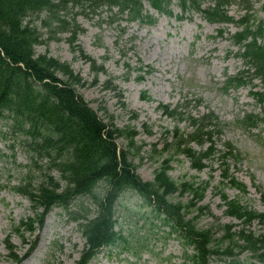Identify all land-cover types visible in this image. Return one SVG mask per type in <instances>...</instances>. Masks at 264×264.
I'll return each mask as SVG.
<instances>
[{
  "label": "rangeland",
  "instance_id": "rangeland-1",
  "mask_svg": "<svg viewBox=\"0 0 264 264\" xmlns=\"http://www.w3.org/2000/svg\"><path fill=\"white\" fill-rule=\"evenodd\" d=\"M209 4L211 2L206 0L202 6ZM89 6L86 4L84 10L77 6L69 9L68 16L74 14L82 28L75 41H69V32H60L57 39H49L37 45L35 50L36 53L46 52L69 63L86 82L78 87V92L101 118L109 121V114H112V121L117 126L125 129L134 127L138 131L134 139L141 149L131 158L138 163L140 177L143 180L153 179L160 161L156 160L158 155L152 148L155 144L157 148H162L166 136L167 141L172 142L175 124L184 136L191 131L187 119L176 121L166 116L162 112L163 104L179 106L183 117H199L212 111L221 123V131L214 132L216 153L209 161L210 167L196 171L189 160L180 154V160L171 163L169 174L174 179L192 176L198 182L210 181L204 198L199 202L205 206L197 223L202 228L229 223L235 225L236 229L241 226L240 219L226 213L220 191L262 212L264 124L249 129L240 125L238 120L245 112H261L262 106L252 91H264V88L259 78L237 89L225 91L223 87L227 76L245 71L250 65L241 58L238 46L232 43V34L239 27L234 23L207 21L196 11L182 13L177 0H172V15L158 13L144 1L143 13L151 14L156 19L153 23L129 20L127 13H118L116 6L108 8L104 5L96 11ZM228 9L234 19L244 12L235 2L229 4ZM252 14L254 18L264 20V0H254ZM44 16L45 13L40 14V18ZM35 23L40 26L38 19ZM221 28L223 32L219 34ZM40 30L43 37L50 33L44 26ZM89 58L94 59L96 65H102L103 69L93 70ZM59 76L66 78L61 73ZM95 77L97 82L93 84ZM143 92L149 99L142 97ZM134 113L137 115L133 116ZM27 141L24 135L11 132L8 120L0 119V264H76L85 238L78 221L71 219V215L84 214V211H80L81 204L95 212L96 205L90 197H76L69 211L54 207L34 234L25 232V241L18 231L13 230L21 218L32 215L30 200L16 192L14 187L21 179L28 177H32L33 184L37 185L48 165L47 159L37 161L43 169L31 161ZM228 142L235 149L222 157ZM117 144L125 149L127 140L119 137ZM207 145L206 142L202 146ZM193 147L200 148L195 143ZM224 160L228 162L229 172L246 185L247 193H241L223 182ZM52 175L59 176L57 169H53ZM103 189V183H100L97 191L102 193ZM188 198L186 195L173 196V200L186 201ZM115 208L116 228L129 233L132 244L139 240L143 248L141 254L135 257L117 247H103V251L90 264H176L181 261L183 251L177 237H165L167 233L162 232L151 236L148 233V229H151L149 223L153 220L150 225L156 228L161 220L152 218L154 213L147 207L141 194L133 189L123 191ZM160 228L168 230L166 225ZM248 229L256 235H264V227L258 220H254ZM9 232L19 255L27 252L30 239L38 235L36 247L20 263L11 259L5 245V236ZM188 252H192V249L188 248ZM238 260L233 263L228 258L213 257L209 264H263L248 251L241 253Z\"/></svg>",
  "mask_w": 264,
  "mask_h": 264
},
{
  "label": "trees",
  "instance_id": "trees-1",
  "mask_svg": "<svg viewBox=\"0 0 264 264\" xmlns=\"http://www.w3.org/2000/svg\"><path fill=\"white\" fill-rule=\"evenodd\" d=\"M144 1L158 13L173 14L172 0H0V119L9 121L11 132L28 139L30 159L36 166L43 169L37 161H48L37 185L33 184L32 177H28L14 187L16 192L30 200L32 215L21 218L13 230L18 231L25 241V232L32 235L40 228L53 206L69 211L76 197L88 196L96 205L95 212L81 204L80 211L84 214L71 215L78 221L85 238V246L76 264H89L103 247H117L139 257L143 249L139 240L132 244L129 233L116 228L117 200L123 191L133 189L145 199L147 207L154 213L152 218L161 220L156 228L150 225L153 220L149 223V228L153 229H148L150 236L167 233L165 237L174 235L181 243L183 253L181 261L176 264H209L213 257L230 258L236 263L244 251L264 264V235H256L248 229L254 219L264 226V211L258 212L241 204L238 198H229L225 191H220L226 213L240 219L241 226L236 229L229 223L202 228L197 223L205 206L199 202L209 180L198 182L192 176L174 179L169 174L171 163L180 160L179 154H183L197 171L210 166L207 161H211L216 153L214 132L221 131V123L212 111L199 117H183L179 106L163 104L162 112L166 116L176 121L187 119L191 131L184 136L175 124L172 142H168L166 136L162 148L154 145L152 151L157 153L156 160L159 159L160 163L154 170L153 179L143 180L137 172L138 163L131 158L141 149L134 139L138 131L134 127L117 126L112 121V114H109V121L101 118L78 92V87L86 82L69 63L46 52L36 53L37 45L57 39L60 32H69L70 42L76 40L82 28L74 14L68 16L69 9L77 6L84 10L86 4L91 5L92 11L103 5L108 8L116 6L118 13H127L129 20L153 23L156 19L143 13ZM205 1L177 0V3L182 13L196 11L211 22L237 24L239 29L232 34V43L239 47L240 56L250 64L245 71L227 76L224 90L237 88L255 78H259L264 88V20L253 17L254 0H208L211 4L204 7ZM232 2L240 4L244 10L238 19L229 14L228 5ZM41 13H45L42 18ZM37 19L40 26L35 23ZM43 26L50 32L46 37L40 30ZM222 32L221 28L219 34ZM89 61L93 70L103 69L102 65L95 64L94 59L89 58ZM59 73L66 78H61ZM96 82L95 77L92 83ZM252 94L262 106L261 112H245L238 120L240 125L249 129L264 124V91L254 90ZM142 97L149 99L146 92ZM119 137L127 140L125 149L117 144ZM205 142L208 145L202 148ZM192 143L198 144L200 149H195ZM226 145L228 148L222 157L235 149L230 142ZM224 163L223 177H228L231 185L246 193V185L229 172L228 162L224 160ZM53 169H57L58 177L52 175ZM100 183H103L102 193L97 191ZM174 195L189 198L186 201L173 200ZM261 197L264 201V192ZM164 225L168 230L160 228ZM10 237L11 232L5 236V245L15 263L28 255L38 241L37 235L30 239L28 251L21 256ZM188 248L192 252H188Z\"/></svg>",
  "mask_w": 264,
  "mask_h": 264
}]
</instances>
